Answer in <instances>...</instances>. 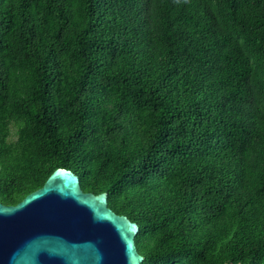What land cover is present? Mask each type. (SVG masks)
<instances>
[{
    "label": "trees",
    "instance_id": "16d2710c",
    "mask_svg": "<svg viewBox=\"0 0 264 264\" xmlns=\"http://www.w3.org/2000/svg\"><path fill=\"white\" fill-rule=\"evenodd\" d=\"M56 169L141 264H264V0H0V203Z\"/></svg>",
    "mask_w": 264,
    "mask_h": 264
},
{
    "label": "water",
    "instance_id": "95a60500",
    "mask_svg": "<svg viewBox=\"0 0 264 264\" xmlns=\"http://www.w3.org/2000/svg\"><path fill=\"white\" fill-rule=\"evenodd\" d=\"M137 233L106 193H84L76 175L56 169L18 204L0 203V264H141Z\"/></svg>",
    "mask_w": 264,
    "mask_h": 264
}]
</instances>
